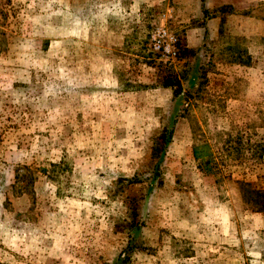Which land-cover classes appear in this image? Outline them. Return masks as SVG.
Instances as JSON below:
<instances>
[{"label":"rangeland","instance_id":"374dc122","mask_svg":"<svg viewBox=\"0 0 264 264\" xmlns=\"http://www.w3.org/2000/svg\"><path fill=\"white\" fill-rule=\"evenodd\" d=\"M181 1L0 0V264H264V0Z\"/></svg>","mask_w":264,"mask_h":264},{"label":"trees","instance_id":"16d2710c","mask_svg":"<svg viewBox=\"0 0 264 264\" xmlns=\"http://www.w3.org/2000/svg\"><path fill=\"white\" fill-rule=\"evenodd\" d=\"M197 71V70H195ZM195 71L192 73L189 78L187 77H177L168 75L163 79V85L173 88V94L174 98H178L182 94L183 86H182V79L187 80V82L193 83L195 80ZM174 124V120L172 122ZM173 133V127L171 126L169 129L167 127H164L161 134L160 139H162L163 143L168 145V143L171 140V136ZM247 186H251L250 183L247 184ZM243 199L248 204H253V210L254 211H264V191L255 190L254 188H250L249 192L243 194ZM134 227V234L130 235L126 248L119 253L116 260L113 262V264H126L128 260V254L135 248L134 244H136V234L139 232V225L133 224Z\"/></svg>","mask_w":264,"mask_h":264},{"label":"crops","instance_id":"0c3cea01","mask_svg":"<svg viewBox=\"0 0 264 264\" xmlns=\"http://www.w3.org/2000/svg\"><path fill=\"white\" fill-rule=\"evenodd\" d=\"M191 2L193 5L197 4L198 5V10L195 14L189 13L191 10H188L187 6H185L184 8L187 11H184L185 13L184 16L189 17H195V16H199L198 18L201 19L202 25L201 24H194V29L198 30L200 29V31L202 32L201 34L203 35V37L205 35H208L207 33L209 31H212L213 27H219V24H221V20H222V16L225 14V12L232 11L233 10V5L235 2V0H185V1H181V5L183 7L184 4H187ZM207 2H210V5L207 4ZM213 2H218V4L213 5ZM221 3H227L225 5L222 6H218ZM212 6V7H210ZM214 6V7H213ZM218 6V7H216ZM205 21V22H204ZM208 22V23H207ZM209 26V28L207 29V26ZM192 29V28H191ZM117 81V80H116Z\"/></svg>","mask_w":264,"mask_h":264},{"label":"built area","instance_id":"2783aa9c","mask_svg":"<svg viewBox=\"0 0 264 264\" xmlns=\"http://www.w3.org/2000/svg\"><path fill=\"white\" fill-rule=\"evenodd\" d=\"M151 48L153 51L161 53L162 56L172 59L176 58L175 38L163 27L156 29L153 33Z\"/></svg>","mask_w":264,"mask_h":264}]
</instances>
